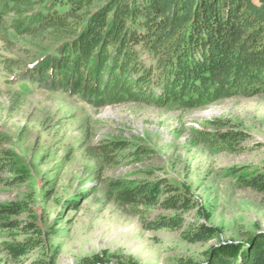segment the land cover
<instances>
[{"label":"trees","instance_id":"1","mask_svg":"<svg viewBox=\"0 0 264 264\" xmlns=\"http://www.w3.org/2000/svg\"><path fill=\"white\" fill-rule=\"evenodd\" d=\"M11 35L48 44L38 45L46 51L17 74L18 80L99 109L135 103L196 110L224 99L264 95V0H0V40L11 46ZM245 137L240 126L218 118L194 129L198 143L223 153H237ZM3 150L0 184H30L21 156ZM88 152L113 167L137 160L148 149L104 139ZM226 174L241 187L264 193V169L231 167ZM104 184L109 196L140 216L149 231L181 232L190 244L218 236L219 230L205 223L185 226L182 216L190 212L209 219L185 183L109 178ZM85 196L81 191L62 205L74 208ZM152 210L170 215L147 220ZM56 215L47 223L27 203H0L2 253L20 262L41 250L42 258L30 264H55ZM80 264L137 262L103 252ZM177 264H264V233L211 247L201 263L181 259Z\"/></svg>","mask_w":264,"mask_h":264},{"label":"rangeland","instance_id":"2","mask_svg":"<svg viewBox=\"0 0 264 264\" xmlns=\"http://www.w3.org/2000/svg\"><path fill=\"white\" fill-rule=\"evenodd\" d=\"M10 41L11 46L0 40V154L6 149L20 155L31 179L30 184H0V203H27L47 223L57 214L51 238L55 264H80L103 252L131 256L137 264L201 263L211 247L264 233V193L241 187L226 174L231 167L264 169V95L224 99L196 110L135 103L99 109L18 80L17 74L46 51L40 52L38 45L48 44L13 35ZM215 118L245 132L237 153L213 151L195 140L194 129ZM104 139L123 140L148 152L137 160L103 166L88 149ZM109 178H165L189 185L209 219L190 212L182 216L185 226L205 223L219 230L217 238L190 244L181 232L147 230L140 216L109 196L104 184ZM81 191L86 196L74 208L62 205ZM158 213L170 215L152 210L146 219ZM41 258V250H35L20 262L9 261L0 242V264H30Z\"/></svg>","mask_w":264,"mask_h":264}]
</instances>
